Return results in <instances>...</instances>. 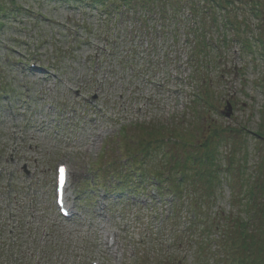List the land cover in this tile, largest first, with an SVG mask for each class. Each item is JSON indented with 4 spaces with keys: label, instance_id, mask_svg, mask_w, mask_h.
I'll return each instance as SVG.
<instances>
[{
    "label": "rangeland",
    "instance_id": "rangeland-1",
    "mask_svg": "<svg viewBox=\"0 0 264 264\" xmlns=\"http://www.w3.org/2000/svg\"><path fill=\"white\" fill-rule=\"evenodd\" d=\"M13 1L33 11L0 17L1 260L231 264L241 250L239 235L233 231L229 238L216 227L223 220L231 227L257 208L244 201L242 178L264 166V144L254 137L264 131V60L258 48L250 54L230 45L220 56L203 54L196 65L186 54L193 45L186 49L181 43L186 36L172 39L178 21L157 37L132 17L130 7L129 18L113 23L98 16L89 0ZM237 13L238 20L260 26L244 8ZM206 90L209 110L203 102L191 105ZM227 102L231 114L225 117ZM209 125L223 139L218 161L209 167L217 166L215 181L191 174L185 190L171 195L164 188L170 179L158 173L172 164L182 169L193 149L199 154L197 145L183 148L172 141V133L197 144L200 128ZM160 128L169 138L163 152H129L128 142L137 145L144 130ZM59 163L68 167L65 199L72 214L66 218L54 200ZM150 172L162 178L159 195ZM5 181L12 182L10 198Z\"/></svg>",
    "mask_w": 264,
    "mask_h": 264
},
{
    "label": "trees",
    "instance_id": "trees-1",
    "mask_svg": "<svg viewBox=\"0 0 264 264\" xmlns=\"http://www.w3.org/2000/svg\"><path fill=\"white\" fill-rule=\"evenodd\" d=\"M65 1L71 3H77L78 1L83 2V0ZM10 2V6L0 2V17H9L10 14L17 15L19 13L30 14V12L33 11L29 7L18 6L13 0H10ZM89 5L99 10V12H97L98 16H102L107 20L109 19L108 21L113 23L116 20H126L129 18L131 15L127 12L125 13V10L130 7V9L133 10L132 17L136 16L135 18L139 20V23L145 27L146 25L149 26L148 31H146L148 34H150V32L154 34L157 28L162 34H165L174 26V22L178 21L180 24L178 25L176 35L174 36L170 32L172 39L177 37L178 34L180 35V33L186 32L190 35L191 40L189 42H183V45L190 47V45L193 44L194 52L192 55L195 57L196 65L200 63V58L203 54L206 55V53L215 52L220 56L222 51L230 46L232 41L231 36L233 41L235 40V42L239 44L240 52L243 53L246 51L250 54H254V51L258 50L260 57L264 60V0H89ZM239 8H244L247 13L250 12L251 16L260 20V26H257L258 28L256 26L252 27L250 24H247L246 21L242 19L238 20L237 10H239ZM117 13H119L121 18L115 15ZM111 16H113L114 19H111ZM3 25V21L0 19V29ZM255 31L257 32L256 34ZM258 33L259 35H257ZM151 46L154 50L158 48L157 45ZM256 47L258 49H256ZM151 52V58H153V54H155L156 51ZM153 59L152 63H154ZM9 86L10 85L7 83H3L2 87L7 88ZM208 94V90L201 94H195L191 105H197L203 102L204 105L206 104L205 108L209 110L207 102L211 99V95L208 97ZM208 105L212 106L210 103H208ZM202 111L206 112L205 109H202ZM204 128H200L202 134L200 141L197 142L196 151H198L199 154H197L192 161L190 155L192 152L190 151L186 156V163H181L182 169H177L182 171L181 177L179 179H175L172 175L169 177V184L174 185L175 193H181L185 190L184 188L191 174H193L196 179L205 177L207 178V182H209V180L213 182L217 177V166L214 170H211L209 167L218 161V140L222 138L219 136L216 128L210 125L209 129L206 127ZM126 129L127 127H123L121 132L125 133ZM193 129L194 125L192 130ZM195 131L196 130L191 131L190 135L195 136ZM164 132L162 128L154 129L153 131L146 129L141 139L137 140L138 144L131 146L128 142L130 147L127 149L133 148L129 150L130 153H141L142 156L145 154H152V152L158 148L163 152L164 145L168 143L167 140L169 139L163 136ZM254 137L264 144V131L256 132ZM170 139L177 141L178 145H182L183 148L196 145L187 140V137L183 138V134L180 133L177 136H174L172 133ZM183 141L186 142L183 143ZM156 143L159 145L156 146ZM195 160H197V163ZM231 160H233L232 157ZM175 166L176 164L170 165L169 171L171 174L176 170L174 168ZM262 168L264 169V166L259 167L255 172H251L250 175L245 176V179L242 178L243 188L241 191L243 192L244 201L249 203L253 202L257 207L250 209V211L254 212L253 217L249 220L246 215L244 218L240 219V221H234L231 227L223 220V225H218L216 227L219 230L222 227L223 235L229 238H232L230 236L233 231H235L236 235H239L235 236V239L238 240L241 250L238 253L239 256L234 255L231 264H264V171ZM240 170L243 175L244 168L241 167ZM158 174L161 173L159 172ZM226 217L229 221L232 220V217ZM225 224L226 226L223 228ZM238 226L239 229H237ZM252 226V232L254 231L253 234L252 232L248 233V229ZM232 227L233 230L230 231ZM10 261L11 258H7V263H5L0 258V264H9ZM16 261L17 259L13 260V262Z\"/></svg>",
    "mask_w": 264,
    "mask_h": 264
},
{
    "label": "water",
    "instance_id": "water-1",
    "mask_svg": "<svg viewBox=\"0 0 264 264\" xmlns=\"http://www.w3.org/2000/svg\"><path fill=\"white\" fill-rule=\"evenodd\" d=\"M231 109H230V106H229V103H227V111L225 112V115L228 116L231 112Z\"/></svg>",
    "mask_w": 264,
    "mask_h": 264
},
{
    "label": "snow or ice",
    "instance_id": "snow-or-ice-1",
    "mask_svg": "<svg viewBox=\"0 0 264 264\" xmlns=\"http://www.w3.org/2000/svg\"><path fill=\"white\" fill-rule=\"evenodd\" d=\"M61 172H63V169H61Z\"/></svg>",
    "mask_w": 264,
    "mask_h": 264
}]
</instances>
